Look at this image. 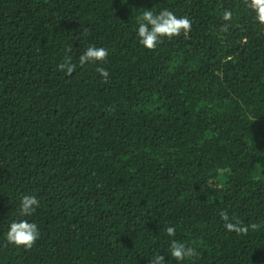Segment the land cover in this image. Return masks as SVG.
Returning a JSON list of instances; mask_svg holds the SVG:
<instances>
[{"label": "trees", "instance_id": "trees-1", "mask_svg": "<svg viewBox=\"0 0 264 264\" xmlns=\"http://www.w3.org/2000/svg\"><path fill=\"white\" fill-rule=\"evenodd\" d=\"M165 8L191 31L148 50L137 17ZM90 45L108 58L80 66ZM68 55L71 75L57 68ZM24 194L40 200L29 217ZM222 211L260 228L230 233ZM18 219L40 231L30 249L7 243ZM172 240L198 256L175 261ZM157 251L264 264V24L248 0H0V264H149Z\"/></svg>", "mask_w": 264, "mask_h": 264}, {"label": "clouds", "instance_id": "clouds-1", "mask_svg": "<svg viewBox=\"0 0 264 264\" xmlns=\"http://www.w3.org/2000/svg\"><path fill=\"white\" fill-rule=\"evenodd\" d=\"M248 7L256 13V19L264 24V0H248ZM232 18V13L228 10L224 11L223 19L228 21ZM139 43L148 50H154L158 43L162 42V38L172 39L179 37L181 34L187 36L191 31L192 22L187 16H177L173 11L165 8L159 11L158 14L152 10H144L142 15L137 17ZM83 35V34H82ZM72 48L68 49L71 53ZM109 55L108 49L105 47L88 46L86 51L78 56L80 66L87 63H103ZM76 64L72 62L71 55H68L57 68L61 72L71 75L76 71ZM97 72L106 83L109 77V72L103 68H97ZM40 205V200L36 195L24 194L21 197L18 205V216L29 217L33 215ZM220 218L224 221L225 229L230 233L237 235H247L249 230H258L260 225L257 223L244 224L241 221L233 222L227 211L220 213ZM163 231L172 237L175 235L176 229L172 226H165ZM40 237V231L37 224L29 222L27 219L14 220L8 229L6 240L8 244L15 247H23L25 249L32 248ZM170 255L178 262H183L187 259H192L198 256L195 247L189 246L186 243L178 240L170 242ZM165 257L157 251L152 257L149 264H164Z\"/></svg>", "mask_w": 264, "mask_h": 264}]
</instances>
